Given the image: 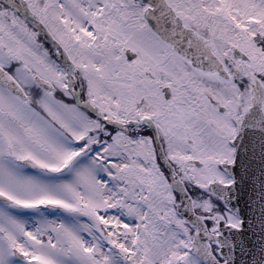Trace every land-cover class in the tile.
<instances>
[{
    "label": "snow or ice",
    "instance_id": "6c2138e0",
    "mask_svg": "<svg viewBox=\"0 0 264 264\" xmlns=\"http://www.w3.org/2000/svg\"><path fill=\"white\" fill-rule=\"evenodd\" d=\"M0 264H264V0H0Z\"/></svg>",
    "mask_w": 264,
    "mask_h": 264
}]
</instances>
